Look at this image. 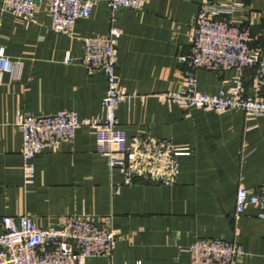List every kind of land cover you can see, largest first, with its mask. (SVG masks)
Returning <instances> with one entry per match:
<instances>
[{
    "label": "crops",
    "instance_id": "1",
    "mask_svg": "<svg viewBox=\"0 0 264 264\" xmlns=\"http://www.w3.org/2000/svg\"><path fill=\"white\" fill-rule=\"evenodd\" d=\"M96 1L70 36L49 28L48 0L39 1L32 21L0 12V47L20 62L16 74L5 72L0 83V221L26 213L35 225L47 227L68 214L94 215L115 229L117 238L111 256L89 257L85 264H191L186 248L199 237L238 243L243 256L237 264H264V219L251 205L235 217L234 205L239 183L253 189L264 182V116L188 110L159 97L181 86L179 56L190 45L202 0H143L138 10L113 13L107 0ZM245 4L251 45H262L264 0ZM113 25L121 30L118 83L129 95L116 115L127 140L165 139L188 147L189 154L178 157L171 183H127L94 151V130L80 125L72 142L35 156L34 181L24 185L16 113L69 109L80 118L98 115L106 80L99 72L87 74L79 62L81 39ZM67 53L72 63L65 62ZM251 75L247 70L248 93H253ZM229 78V72L201 69L198 90L214 94L229 85Z\"/></svg>",
    "mask_w": 264,
    "mask_h": 264
},
{
    "label": "built area",
    "instance_id": "2",
    "mask_svg": "<svg viewBox=\"0 0 264 264\" xmlns=\"http://www.w3.org/2000/svg\"><path fill=\"white\" fill-rule=\"evenodd\" d=\"M40 0H1L0 12L32 21ZM96 0H48L49 28L62 35L73 34L75 22L88 17ZM143 0H107L110 12L119 9L138 10ZM245 0H202L194 18L190 45L179 56L183 66L179 89L163 92V100L183 109L207 108L215 112L242 111L249 116H264V44L254 41L248 26ZM121 30L110 26L104 34L81 39L79 62L87 74L101 73L106 90L101 112L80 118L76 111L64 109L51 114L16 113L13 124L21 133V169L24 185L35 178L36 155L58 151L64 141L72 142L76 128L85 125L94 130V151L107 160L110 170H119L124 181L153 184L171 183L179 171L178 157L188 155V147H177L169 140L150 136L131 141L120 127L116 115L118 104L129 95L118 83L116 70L117 43ZM66 63L73 59L67 53ZM20 62L0 47V83L5 72L15 75ZM204 69L214 73L229 72V85L214 94L198 90L197 74ZM251 70L252 90L245 88L246 71ZM235 217L248 205L264 219V182L256 188L237 185ZM0 264H85L95 256H111L117 231L99 223L95 216L82 212L68 214L58 222L39 227L30 215L1 217ZM186 251L191 264H237L243 256L241 246L224 238L199 237Z\"/></svg>",
    "mask_w": 264,
    "mask_h": 264
}]
</instances>
